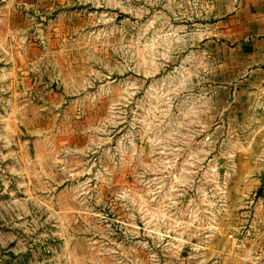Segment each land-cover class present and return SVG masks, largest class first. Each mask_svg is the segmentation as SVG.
<instances>
[{"label":"rangeland","instance_id":"rangeland-1","mask_svg":"<svg viewBox=\"0 0 264 264\" xmlns=\"http://www.w3.org/2000/svg\"><path fill=\"white\" fill-rule=\"evenodd\" d=\"M208 1L0 0V264H244L264 128Z\"/></svg>","mask_w":264,"mask_h":264},{"label":"crops","instance_id":"crops-1","mask_svg":"<svg viewBox=\"0 0 264 264\" xmlns=\"http://www.w3.org/2000/svg\"><path fill=\"white\" fill-rule=\"evenodd\" d=\"M203 15L208 41L218 47L210 51L218 56L209 74L211 96H226L227 104L264 128V0H209ZM259 141H252L254 153ZM258 157L264 159L263 152L258 150ZM253 220L244 225L241 254L244 264H264V221Z\"/></svg>","mask_w":264,"mask_h":264}]
</instances>
